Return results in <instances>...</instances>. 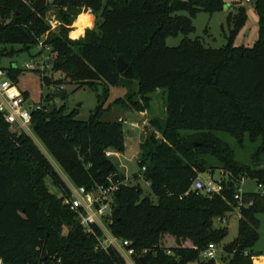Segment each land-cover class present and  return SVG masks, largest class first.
I'll use <instances>...</instances> for the list:
<instances>
[{"label":"trees","instance_id":"16d2710c","mask_svg":"<svg viewBox=\"0 0 264 264\" xmlns=\"http://www.w3.org/2000/svg\"><path fill=\"white\" fill-rule=\"evenodd\" d=\"M252 1L258 15L253 47L228 42L214 49L187 35L198 11H221L225 0H0V69L10 80L17 83L23 69L2 67V58L37 49L42 40L43 49L33 57L47 52L50 72L59 75L40 71L42 84L104 86L86 120L78 119L76 110L56 106V95L65 98L60 87L47 93L41 97L43 109L31 112L30 129L73 186L86 191L116 186L105 220L111 234L135 250L137 264L139 257L147 264H215L201 252L221 243L227 228L214 222L234 209L239 211L238 234L222 245L225 264H253L255 257L264 256L253 249L264 192H242L241 206L234 198L241 178L259 185L264 181V0ZM89 8L95 28L69 39L75 32L72 24ZM51 10L59 22L55 30L46 20ZM244 19L239 6L227 22L237 28ZM178 34L185 36L181 42L167 46L166 39ZM118 57L126 63L123 72ZM110 86L127 93L105 106ZM157 90L165 93V117L149 119L139 143L140 173L134 176L148 183L157 200L153 203L119 174L106 152L125 148L119 110H148ZM245 133L261 142L249 163L238 162L221 136L241 139ZM216 169L227 175L221 194L190 191L197 174L212 175ZM48 177L61 190L60 197L49 192ZM70 195L33 139L12 131L0 114L1 264H125L113 247L95 249V238L65 202Z\"/></svg>","mask_w":264,"mask_h":264},{"label":"rangeland","instance_id":"374dc122","mask_svg":"<svg viewBox=\"0 0 264 264\" xmlns=\"http://www.w3.org/2000/svg\"><path fill=\"white\" fill-rule=\"evenodd\" d=\"M225 2V6L221 11L214 12L212 14H209L202 9L198 11L192 18L194 30L187 35V38L191 40L198 39L205 47L214 49L221 48L228 42L236 47H253L258 37V15L253 5V1L246 2L244 0H225ZM239 6L243 7L245 19L244 23L236 28L232 23L227 22V17L229 14H236ZM50 14H53L52 10L49 11L47 15ZM183 14L186 15L185 13ZM73 28L74 31H77L74 26ZM184 37L185 36L183 34L170 36L166 39V45L170 47L177 46ZM36 52L37 49L31 48L28 53L25 51L20 52L12 58L3 57L1 60V66L4 68L17 67L23 69L22 74L18 76L16 85L21 91H27L28 93L25 106L31 105L35 107L37 104L42 103L41 97H44L47 93L54 94L55 90H59L60 87V84L49 86L42 84L40 81L42 73L39 70H29L24 67V63L36 62L39 60V57H33ZM43 55L47 56L48 53L44 52ZM45 62L46 61H44V65H47ZM45 74H51L54 78H59L58 74L50 72L49 66L46 68ZM61 85L65 98L61 99L58 95H56L54 97L56 106L59 107L64 105V110L66 112L76 110L77 118L80 120H86L89 117L90 111L97 105L98 95H103L104 93L103 85H77L68 82H63ZM126 93V88L110 86L106 94L104 105L108 106L113 104L117 98H123ZM164 102L165 93L161 90H157L151 94L150 113L158 117L163 115ZM113 107L115 106L113 105ZM125 111L126 110L117 111L118 117L123 121L125 148L123 152L115 153L111 157V161L115 165L119 174L123 175L129 184L138 185L143 192V196L148 197L151 202L156 203V197L150 192L148 183L141 177L134 178L135 175L140 173L137 162L139 143L143 139L147 127L141 124L142 121L139 120V117H137L135 113H132L133 111ZM11 130H17V128L12 127ZM26 134L33 139L37 146L48 157L65 184H67L70 188H74L75 186L70 184L67 176L47 153L42 143L32 133L31 129H29ZM221 136L232 148L234 158L238 162L242 163H249L251 153L261 144L260 139H251L247 133H245L241 139H236L228 134H221ZM221 172L222 171L220 169H216L213 171L212 176L217 178L220 176ZM209 174L210 172H204L202 173V177L207 179ZM45 184L49 192L52 194H55L58 197L62 195L61 190L52 182L51 178H46ZM261 184V189L264 190V181ZM259 189L260 187L258 182L253 178H244L243 183L239 185V191L243 193L257 192ZM257 218L259 220V238L253 249L254 251L264 253V213L258 214ZM238 220L239 211L238 209H234L223 220L214 222L216 227L225 226L227 228V234L221 243L219 245L215 244V264H225L224 259L227 255L222 251V245L231 242L237 236ZM258 259L260 258L255 257L253 259V264L254 261Z\"/></svg>","mask_w":264,"mask_h":264},{"label":"built area","instance_id":"2783aa9c","mask_svg":"<svg viewBox=\"0 0 264 264\" xmlns=\"http://www.w3.org/2000/svg\"><path fill=\"white\" fill-rule=\"evenodd\" d=\"M244 1L248 2L251 0ZM46 20L50 26V30H55L59 25L58 20L53 14L47 15ZM71 28L72 30L74 29L73 26H71ZM42 46L43 41L41 40L39 41L37 49H43ZM48 49L49 47H46V50ZM40 59V61L24 63V67L29 70L45 72L49 65V57L48 55L44 56L42 54ZM44 61H46L45 63L47 65H44ZM60 89H63L62 86H60ZM26 98L27 97L24 96L23 91L17 87L16 83L7 77L6 71L0 69V114L3 116L5 122L10 125V128H17V130H15L17 132L27 133L30 129L31 112L33 110L43 109L41 104H37L35 107L31 105L25 106ZM114 154V152H106V156L108 157ZM226 178L227 175L223 172H221L220 176L217 178L209 174L207 179H204L202 174L199 173L193 179L190 185V191L203 195L221 194L223 191L222 183ZM243 181L244 178H241L238 184H242ZM259 187L261 192H264V190L261 189V185H259ZM69 189L71 195L65 202L68 203L71 210L78 214L80 223L84 227L85 232L95 238V249L106 251L108 247H113L120 253L125 264H137L134 260L135 250L128 247V241L119 240L114 237L109 231L107 221L105 220L111 213L110 195L112 191L116 189V186L110 185L107 188L100 187L93 191H86L84 187H69ZM234 198L237 200L238 206H241L242 192L239 191V188ZM94 226L100 231L99 234L96 232ZM167 253H170V251H167ZM215 255L216 249L215 245L212 243L201 252V256L205 259H215Z\"/></svg>","mask_w":264,"mask_h":264},{"label":"clouds","instance_id":"9594fccd","mask_svg":"<svg viewBox=\"0 0 264 264\" xmlns=\"http://www.w3.org/2000/svg\"><path fill=\"white\" fill-rule=\"evenodd\" d=\"M95 20L96 17L92 13V10L86 9L85 11H82L78 18H77V24L78 28L77 31L70 33L69 39H78L85 36V28L92 30L95 28Z\"/></svg>","mask_w":264,"mask_h":264},{"label":"crops","instance_id":"0c3cea01","mask_svg":"<svg viewBox=\"0 0 264 264\" xmlns=\"http://www.w3.org/2000/svg\"><path fill=\"white\" fill-rule=\"evenodd\" d=\"M86 29V28H85ZM74 30V29H73ZM72 30V31H73ZM150 107H151V104H150ZM150 107H149V109L148 110H146V111H144V112H140V113H138V112H135V111H130V110H127V111H130V112H132V113H135L136 114V116L137 117H139V120L140 121H142L141 122V124L143 125V126H147L148 125V121H149V119L150 118H152V117H158V116H155L154 114H152V113H150ZM127 111H125V112H127ZM164 113H163V115H160V117H162V118H164L165 117V106H164ZM121 119V118H120ZM113 156V155H112ZM111 156V157H112ZM71 184V183H70ZM72 185V184H71ZM258 258H260V259H262V261L264 262V256H259Z\"/></svg>","mask_w":264,"mask_h":264},{"label":"water","instance_id":"95a60500","mask_svg":"<svg viewBox=\"0 0 264 264\" xmlns=\"http://www.w3.org/2000/svg\"><path fill=\"white\" fill-rule=\"evenodd\" d=\"M117 68H118V71L119 72H123L125 70V68H126V63L124 62V60L122 59V57H118L117 58ZM53 108H54V106L52 104L49 105V110L50 111H52ZM138 263L139 264H147L144 257H140L138 259Z\"/></svg>","mask_w":264,"mask_h":264},{"label":"bare ground","instance_id":"6f19581e","mask_svg":"<svg viewBox=\"0 0 264 264\" xmlns=\"http://www.w3.org/2000/svg\"><path fill=\"white\" fill-rule=\"evenodd\" d=\"M78 18V17H77ZM76 29L78 28L77 19L74 21L73 25ZM76 31V30H75ZM255 264H264V262L258 263V261Z\"/></svg>","mask_w":264,"mask_h":264}]
</instances>
